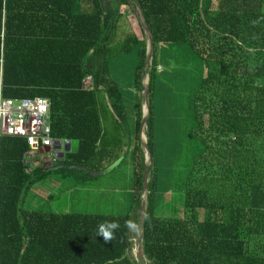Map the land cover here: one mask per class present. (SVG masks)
Segmentation results:
<instances>
[{"label":"trees","instance_id":"16d2710c","mask_svg":"<svg viewBox=\"0 0 264 264\" xmlns=\"http://www.w3.org/2000/svg\"><path fill=\"white\" fill-rule=\"evenodd\" d=\"M131 1L153 36L145 72L151 154L142 239L146 264H264V0ZM123 7L130 10L127 0H110L106 10L101 0H0V94L49 101L52 138L71 143L56 168L88 181L130 154L133 171V203L126 214L26 207L30 187L45 175L35 166L31 176L23 163L31 151L27 140L2 137L0 264H136L135 237L125 222L138 220L140 210L146 40L139 24L142 39L120 34ZM171 44L187 45L203 69L190 98L192 125L181 138L190 147L198 142L183 177V213L163 217L155 212L161 199L157 172L169 161L154 143L161 126L155 129L154 112L161 106L158 66L166 60L160 47ZM133 51L138 62L124 95L110 61ZM87 78L91 84L83 88ZM109 119L111 137L102 125ZM105 221L120 225L108 243L96 235Z\"/></svg>","mask_w":264,"mask_h":264},{"label":"rangeland","instance_id":"374dc122","mask_svg":"<svg viewBox=\"0 0 264 264\" xmlns=\"http://www.w3.org/2000/svg\"><path fill=\"white\" fill-rule=\"evenodd\" d=\"M109 1L101 0L104 10L107 9ZM120 12L126 22V25L125 22L123 23L120 34L126 36L131 32L142 39V32L132 12L125 7ZM160 49L162 56L166 55V60L164 57L162 64L158 66V68H162L161 72L157 74L160 85H158V89H161L159 90L161 106H157L155 112L158 117H164L163 119H167V121L165 124L163 122V125L155 132L154 143H158V147L162 148L160 152L166 155L164 161L168 159L169 162H166V166L164 165L165 167L163 166L157 172V183L161 184L159 188L161 199L156 201L155 212L163 217H178L183 213V177L189 169L192 154L196 153L195 147L198 143L195 141L191 143L193 147L195 146L193 148L181 138L187 134L192 125L190 98L198 88L203 62L194 55L187 45H162ZM137 62L136 51L129 55L113 57L110 61V73L118 81L119 89L124 95L131 91L130 84ZM127 110L131 111V108L128 107ZM54 154L56 153L52 151L41 155L38 151H34L32 160L43 166V162H50L56 158ZM57 162L59 160H56L55 163ZM132 172V158L129 154L110 173L101 175L102 172H100L97 174L98 177L94 174L96 178L88 181H84L85 178L81 175L76 183L79 187L76 191L77 194L71 198L70 211H73L72 213L104 215L128 213L130 205L133 203ZM37 188L39 187L35 184L34 189ZM64 195L61 198L54 195L52 203H47L42 198V201L39 200V204H46L45 209L48 212L53 210V212L56 211L55 213H69L65 212L67 210L66 203H63ZM130 220L137 224V220L133 216ZM130 233L132 237H135L136 232L130 231Z\"/></svg>","mask_w":264,"mask_h":264},{"label":"built area","instance_id":"2783aa9c","mask_svg":"<svg viewBox=\"0 0 264 264\" xmlns=\"http://www.w3.org/2000/svg\"><path fill=\"white\" fill-rule=\"evenodd\" d=\"M90 84L87 78L83 88ZM49 109L50 103L44 98L10 100L0 94V137L23 138L33 151L52 148L55 141L62 146L65 141L52 138Z\"/></svg>","mask_w":264,"mask_h":264},{"label":"water","instance_id":"95a60500","mask_svg":"<svg viewBox=\"0 0 264 264\" xmlns=\"http://www.w3.org/2000/svg\"><path fill=\"white\" fill-rule=\"evenodd\" d=\"M127 3L130 7V10L132 11L133 15L135 16L140 28L142 29L145 40H146V53H145V60L142 68V96H143V105H142V117H141V123H140V142L144 153V172H143V184H142V191L140 195V210H139V217L137 220V226L138 231H136L135 238L133 240V257L136 262V264H146L145 256L143 252V232H144V219L146 216V209H147V184L149 181V169L151 164V154L149 152L148 146H147V139L145 135V129H146V122L149 116V89H148V75L145 73L148 66L151 63L152 58V51H153V36L149 30V28L146 25L145 19L143 17V14L137 5L136 2H132L131 0H127ZM55 145L52 148H44L40 149L38 152L43 154H48L50 152H56L61 147L60 141H55ZM65 148L64 151L59 153V156L57 158H63L64 154L69 152L70 149V143L65 142L64 144ZM52 163V161H50Z\"/></svg>","mask_w":264,"mask_h":264},{"label":"crops","instance_id":"0c3cea01","mask_svg":"<svg viewBox=\"0 0 264 264\" xmlns=\"http://www.w3.org/2000/svg\"><path fill=\"white\" fill-rule=\"evenodd\" d=\"M139 39V38H138ZM129 112V111H128ZM154 122H155V129L158 128L159 124L162 125L161 119L164 117H158V114L156 112H154ZM132 114V113H131ZM162 121H165V119H162ZM104 124V126L107 127V135H109L110 137L113 136L111 133L113 132L111 125H112V120H107L106 122L102 123V125ZM160 128V127H159ZM158 128V129H159ZM123 134H120V137H122ZM4 137V136H2ZM2 137H0V141L2 139ZM67 142V141H65ZM65 142L62 144V146L60 147L59 150H57L56 152V157L59 156V153L64 151V144ZM29 146V145H28ZM29 149L31 150L29 153H27L25 155V157L23 158V163L26 164V166H29L28 171L29 174H31V176L34 174L33 169L35 166H37V168H41V170H39V172L42 174L44 173V177L43 179H41V181H39L37 183L38 187L37 189H34V185L30 187L29 192L26 195L25 198V205L26 207H33L36 206V208L38 210H46L45 206L46 204L42 205L39 204V200L46 201L47 203H52V198L54 195H57V197L61 198L64 195L65 196V201L63 203H66V210L65 212H69L72 213L73 211H70V204H71V198H74L75 194H77V189L79 188L77 186V181L74 180L71 177H65V173L60 172L57 168L56 165H61L62 164V160L63 158H57L52 161V163L45 161L43 162V166H40L38 163H36L34 160H32V153L34 152L30 146ZM69 149H71V143H70V147ZM39 151V150H37ZM55 155V154H54ZM56 160H60L59 162L55 163ZM123 158L121 159V161H118L117 163H115V165L105 169L104 171H102L101 175L107 174L112 172L119 164H121ZM72 165V164H70ZM66 168L70 169V171H75L73 168H71V166L66 164ZM72 176L74 177V174H72ZM98 177V176H97ZM35 197V198H34ZM34 198V199H33ZM41 200V201H42ZM63 206V205H62ZM53 212V210H52ZM56 212V211H54Z\"/></svg>","mask_w":264,"mask_h":264},{"label":"clouds","instance_id":"9594fccd","mask_svg":"<svg viewBox=\"0 0 264 264\" xmlns=\"http://www.w3.org/2000/svg\"><path fill=\"white\" fill-rule=\"evenodd\" d=\"M125 227L132 232L138 231V226L131 220L125 222ZM120 228V225L116 221H105L101 223L97 230L96 235L102 237L105 243L111 242L115 239V233Z\"/></svg>","mask_w":264,"mask_h":264}]
</instances>
